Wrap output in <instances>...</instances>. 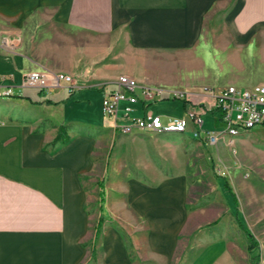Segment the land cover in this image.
I'll list each match as a JSON object with an SVG mask.
<instances>
[{
	"label": "crops",
	"instance_id": "obj_1",
	"mask_svg": "<svg viewBox=\"0 0 264 264\" xmlns=\"http://www.w3.org/2000/svg\"><path fill=\"white\" fill-rule=\"evenodd\" d=\"M30 73H62L72 83L24 87ZM121 75L166 96L144 104L137 92V103L119 105V116L130 109L119 125L146 112L163 121L196 113L208 145L204 133L224 126L208 92L264 84V0H0V78L14 93L0 99V264H133L110 226L89 249L103 218L91 230L84 205L99 196L105 213L117 208L119 222L133 223L135 239L167 264L184 249L179 233L227 215L214 239H195L182 264L210 243L207 264H264V126L211 146L232 165L229 183L218 187L226 207L214 200L196 223L186 209L187 178H136L128 169L130 162L142 174L143 153L128 154L124 134L101 110ZM61 128L65 143L55 140ZM194 130L191 123L181 134ZM241 142L248 147L234 149Z\"/></svg>",
	"mask_w": 264,
	"mask_h": 264
},
{
	"label": "rangeland",
	"instance_id": "obj_2",
	"mask_svg": "<svg viewBox=\"0 0 264 264\" xmlns=\"http://www.w3.org/2000/svg\"><path fill=\"white\" fill-rule=\"evenodd\" d=\"M88 85L99 88L103 84L91 82ZM217 128L223 130L224 126L218 124ZM253 130H243L239 128L238 134L242 135L244 133H251ZM123 136L126 139V147L128 148L129 155H131L136 148L140 149L143 153L141 161L142 174H137V171H134V165L130 162L128 163V169L136 178H144V175L146 176L152 173L153 175H150L152 178H156L154 173H157L163 178L181 176L187 178L190 187L193 190L186 207L191 217L194 215L191 219L192 221L197 219L195 220L196 223L201 222L199 221L197 214L201 211L208 210V206L212 204L214 200H219V206L224 210V207H226V201L222 196H219L218 187H221L225 181L229 183L232 165L229 160L223 158L220 148L216 149L211 147L213 145L209 146L204 143L202 145L203 141L201 138L194 139L186 134L140 132ZM221 142L222 141H220V143ZM237 145H240V147L242 145V148H245V146L248 147L249 144L242 142L241 144L236 143L234 149L237 148ZM226 146L230 147L228 142L226 143ZM115 148L116 145L113 150H115ZM231 150H233V147L229 148V151ZM113 155V153L110 155V161ZM222 173H224V176H222ZM89 177L93 178L88 180H97V177H95L94 174L89 175ZM86 180V178L83 179V184L87 183ZM84 189L87 194L93 192L90 184H86ZM94 189L98 190V187L95 186ZM99 199L100 196L95 199L93 204L87 202V204L84 205L85 212L87 213L90 222L89 228L91 230L94 231L97 220L101 217L103 218L99 234L95 238L93 244L89 246L90 250L93 248V245L96 246L101 241L103 229L106 226H110L124 237L127 254L133 264H167V258L164 253L147 251L144 249L142 241L135 239L136 234L134 232L135 228L133 223H130L129 221H126V223H120L118 220L117 208H113L109 214H106V208L101 204L102 202ZM228 218V215L222 216V218L219 219L220 223L218 222L216 225H211L212 220H214L213 218L200 224H195L194 227L190 228L189 232L179 233L177 235V240L180 243H184V249L176 254L174 264H182L183 253L187 254L188 251L193 252L192 247L195 243V239L200 234L206 239H214L213 237L216 235L214 231L216 230L217 225L220 227ZM228 222L227 228H229L230 225ZM212 245L213 243L207 244L206 249L194 254L189 260V264H207V259L212 255ZM91 258L96 261V254H93ZM91 263L92 261L89 262V264Z\"/></svg>",
	"mask_w": 264,
	"mask_h": 264
},
{
	"label": "built area",
	"instance_id": "obj_3",
	"mask_svg": "<svg viewBox=\"0 0 264 264\" xmlns=\"http://www.w3.org/2000/svg\"><path fill=\"white\" fill-rule=\"evenodd\" d=\"M72 83V78L66 74H39L30 73L25 75L22 81L24 87H35L41 90H49L59 87L60 83ZM116 89L105 94L101 99V110L103 116L114 120V128L124 135L134 132H154V133H185L189 124H193L195 130L192 134L194 139L202 138L201 131L203 118L196 113H188L183 117H172L163 121L161 116L152 115L146 112L140 118L132 119L129 123L119 125L118 119L129 118V108H124L122 115H118L119 105L123 102L135 104L139 101L137 92L144 104L163 100L166 96L161 89H139L136 81L121 76L116 83ZM213 98L212 109H217L221 114V121L224 129L216 134L204 133L203 140L208 145H216L224 138H233L238 135V129L250 130L255 127L264 126V84L251 88L237 89L230 86L221 91L208 92ZM14 96L10 86H4L0 78V99H9ZM175 99H183L182 94L171 93ZM232 146V139L228 141ZM224 176V173H222Z\"/></svg>",
	"mask_w": 264,
	"mask_h": 264
},
{
	"label": "trees",
	"instance_id": "obj_4",
	"mask_svg": "<svg viewBox=\"0 0 264 264\" xmlns=\"http://www.w3.org/2000/svg\"><path fill=\"white\" fill-rule=\"evenodd\" d=\"M173 99H175V98H173ZM210 112H211V113H214V114H218L219 120L221 121V114H219V111H218L217 109H211ZM62 131H64L63 128L59 129V134L57 135V137H56L55 140H56V141L61 140V143H65V142L67 141V139H64V138L62 139V138H61Z\"/></svg>",
	"mask_w": 264,
	"mask_h": 264
}]
</instances>
